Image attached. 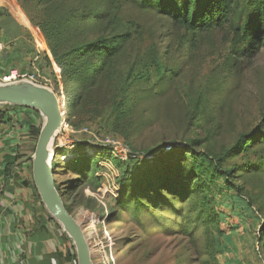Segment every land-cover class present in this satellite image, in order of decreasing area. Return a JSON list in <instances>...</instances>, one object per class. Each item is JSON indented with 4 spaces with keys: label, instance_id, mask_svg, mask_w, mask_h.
I'll return each mask as SVG.
<instances>
[{
    "label": "rangeland",
    "instance_id": "rangeland-1",
    "mask_svg": "<svg viewBox=\"0 0 264 264\" xmlns=\"http://www.w3.org/2000/svg\"><path fill=\"white\" fill-rule=\"evenodd\" d=\"M82 1L109 18L115 15L116 32L131 34L112 71L102 77L96 96L91 95L94 103L97 99V108L78 114V126L66 122L51 145L56 183L79 177L69 171L67 154L70 159L82 150L80 139L94 146L85 147L93 155L97 149L111 148L99 141L108 137L130 148L128 159L120 165L113 162V154H109L112 160L97 159L98 169L87 174L82 185L92 176L99 180L83 186L81 202L71 208L87 236L93 264H109L106 258L111 257V264H237L235 244L239 248L246 242L256 245L257 230L251 228L250 220L244 223L235 216L231 207L236 204L228 201V192L223 194L222 179L212 182L204 174L205 182L197 185L184 176L194 156L187 152L189 148L223 157L224 166L235 168L240 195L257 207L264 206L262 136L249 142L246 152L241 149L251 133L264 131V48L246 58L240 55L243 47L233 46V27L241 19L242 5L223 25L188 32L138 1ZM109 18L93 22L83 41L104 34ZM33 28L50 64L49 71L34 73L36 80L55 89L61 70L44 35ZM57 92L61 98L63 90ZM42 123L40 118L37 124ZM85 128L89 130L83 132ZM37 141L34 136L32 153ZM57 149L64 151L56 154ZM253 163L262 167L253 170L249 166ZM143 166L154 175L149 186ZM126 167H131L138 186L134 196L142 198L137 210L117 204ZM165 170L171 177L184 179L178 193L163 190L160 177ZM73 194L68 195V203ZM62 238L66 245L61 254L68 261L72 240L65 232ZM72 250L76 252L75 247Z\"/></svg>",
    "mask_w": 264,
    "mask_h": 264
},
{
    "label": "trees",
    "instance_id": "trees-1",
    "mask_svg": "<svg viewBox=\"0 0 264 264\" xmlns=\"http://www.w3.org/2000/svg\"><path fill=\"white\" fill-rule=\"evenodd\" d=\"M17 1L28 14L31 24L44 35L55 63L61 70V80L59 83H56L55 89L58 91L63 90L61 101L65 121L73 126H78L79 122L75 120L78 114H89L97 108V99L94 103L91 95L96 96L95 90L100 86L102 77L112 71L111 65L113 61L130 41L131 34L126 30L116 32L117 25L114 24L116 20L115 15L109 18L107 13L91 9L82 0ZM134 1L140 2L147 9L155 10L158 14L169 17L188 32L203 31L223 25L231 20L236 12L235 9H238L242 5L243 12L240 13L241 19L233 27V46L237 47L238 50L240 46L241 48L243 47V52L240 55L246 58L256 56L264 48V0ZM41 10L43 13H40ZM3 13L0 10V16ZM106 18H109V22H106L104 34L99 35L93 40L83 41L93 22L106 21ZM31 130L33 136L38 138L41 130L40 125L33 126ZM250 136V140L245 142L241 148L245 152L250 147L249 142L256 140L259 136H262L260 140L264 142V131L251 133ZM88 144L85 139H80L79 146H81L82 150L70 159L69 154H67L69 171L79 177L56 183L64 206L70 213H72L71 208L82 200L81 191L83 186L89 184L92 180H99L98 177L92 176L88 179L87 183L82 185L83 178L91 171L98 169L97 159L112 160L109 155V149H97L93 155L85 150L86 146H90ZM90 147L94 148V146ZM61 150L63 149H57L56 154H60ZM187 152L194 154V156L188 169V175L184 176L185 181L192 179L197 182V185L202 184V182H205L202 179L204 174L209 175L212 182L219 179L224 181L225 187L222 189V192L223 194L228 192V201L236 204L231 207L235 216H239L244 223L250 220L251 228L258 232L255 243L259 244V249L256 252L260 260L264 262V215L260 216V214H263L264 206L257 207L248 198L240 195V189L234 183L235 168L224 166L223 157L209 155L205 152L195 153L191 148ZM229 154L230 151L225 156H229ZM133 158L135 156L130 157L132 160ZM113 162L117 165L122 163L118 158H113ZM249 166L253 170H258L262 167L258 163H253ZM141 169H143L142 174H145L148 178L146 186H149L152 183L154 175H151L150 168L146 169L143 166ZM124 174L127 180L122 179L120 181V199L117 204L124 209L127 206H134L131 208L137 210L138 208L135 206H137V203H140L142 198L137 199L136 197L139 195L134 196L135 188L138 186L135 183L136 179L133 176V172H131V167H126ZM160 180L163 190L172 194L178 193L177 186L184 181L182 176L171 177L167 170L161 175ZM71 193H74V197L68 203L67 197ZM128 197L130 200H133V203H130ZM90 199L88 198L87 202ZM206 204L208 203L206 202ZM72 247L74 246L71 241V247L67 250L69 255L68 261L77 264V255L72 250Z\"/></svg>",
    "mask_w": 264,
    "mask_h": 264
},
{
    "label": "crops",
    "instance_id": "crops-1",
    "mask_svg": "<svg viewBox=\"0 0 264 264\" xmlns=\"http://www.w3.org/2000/svg\"><path fill=\"white\" fill-rule=\"evenodd\" d=\"M0 10L4 12L0 16V41L6 44L0 72L49 71L43 44L16 0H0ZM39 116L43 121L37 110L0 104V264L69 262L61 254L66 245L64 230L51 219L34 183L31 129L38 126ZM235 247L237 264L264 263L253 249L255 244Z\"/></svg>",
    "mask_w": 264,
    "mask_h": 264
},
{
    "label": "water",
    "instance_id": "water-1",
    "mask_svg": "<svg viewBox=\"0 0 264 264\" xmlns=\"http://www.w3.org/2000/svg\"><path fill=\"white\" fill-rule=\"evenodd\" d=\"M0 104L37 110L43 117L36 149L33 154V178L37 191L51 217L70 237L76 249L77 264H93L91 249L85 231L75 216L64 206L57 190L52 166L54 151L51 148L57 132L66 123L60 115L61 98L53 87L30 80L0 83Z\"/></svg>",
    "mask_w": 264,
    "mask_h": 264
},
{
    "label": "built area",
    "instance_id": "built-area-1",
    "mask_svg": "<svg viewBox=\"0 0 264 264\" xmlns=\"http://www.w3.org/2000/svg\"><path fill=\"white\" fill-rule=\"evenodd\" d=\"M39 43L41 44L40 41H39ZM5 48H6V44L4 42L0 41V57H1L2 53L4 52ZM36 77L37 76H35L34 73H19L15 70L10 72L9 74H5V75L0 72V83L11 82V81H16V80H21V79L30 80V81L38 83V81L36 80ZM45 85L53 87V85H48V84H45ZM88 130H89L88 128H85L82 131L84 132V131H88ZM99 141L104 145V147H111V148H109L110 154H113V156H115L116 158H118L120 160H123V161L127 160L129 154L131 153L128 145H126L125 143L123 144V142L120 139L108 137L106 139L99 140ZM63 158H66V157L63 156ZM256 249L257 250L259 249L258 243H256ZM106 259H107V262L109 264H111V261L114 260L113 257H111L110 260L108 258H106Z\"/></svg>",
    "mask_w": 264,
    "mask_h": 264
},
{
    "label": "bare ground",
    "instance_id": "bare-ground-1",
    "mask_svg": "<svg viewBox=\"0 0 264 264\" xmlns=\"http://www.w3.org/2000/svg\"><path fill=\"white\" fill-rule=\"evenodd\" d=\"M60 115L64 116V115H63V112H62V109L60 110ZM86 237H87V236H86Z\"/></svg>",
    "mask_w": 264,
    "mask_h": 264
}]
</instances>
